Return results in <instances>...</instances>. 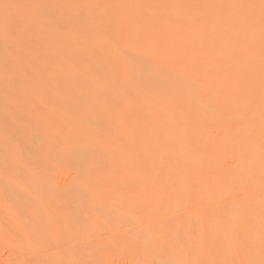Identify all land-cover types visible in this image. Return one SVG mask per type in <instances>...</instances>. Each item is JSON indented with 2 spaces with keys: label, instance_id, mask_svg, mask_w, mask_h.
Returning <instances> with one entry per match:
<instances>
[{
  "label": "bare ground",
  "instance_id": "bare-ground-1",
  "mask_svg": "<svg viewBox=\"0 0 264 264\" xmlns=\"http://www.w3.org/2000/svg\"><path fill=\"white\" fill-rule=\"evenodd\" d=\"M0 264H264V0H0Z\"/></svg>",
  "mask_w": 264,
  "mask_h": 264
}]
</instances>
